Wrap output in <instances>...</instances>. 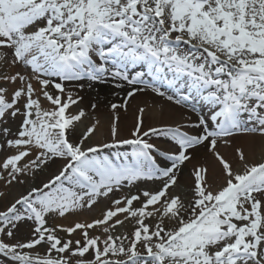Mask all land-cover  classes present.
I'll return each instance as SVG.
<instances>
[{
    "label": "snow or ice",
    "instance_id": "obj_1",
    "mask_svg": "<svg viewBox=\"0 0 264 264\" xmlns=\"http://www.w3.org/2000/svg\"><path fill=\"white\" fill-rule=\"evenodd\" d=\"M0 61L31 69V75H0L3 84L20 85L11 92L0 86V152L12 150L0 160V181L23 184L21 176L64 161L46 182L0 211V264H264V162L249 164L237 147L242 170L234 171L217 150L237 134L264 137V0H0ZM137 64L147 66L148 79L143 71L129 77L127 67ZM110 78L143 85L129 98L150 89L195 111L198 97L212 108L215 127L200 116L143 130L139 118L132 138L122 139L117 110L126 108V99L110 106L111 143L86 146L98 120L73 142L70 133L85 111H69L82 97L65 82L83 88L84 80ZM165 83L171 94L161 90ZM41 96L50 109L42 107ZM17 118L15 133L3 126ZM150 134L170 137L173 147L161 150L145 139ZM205 144L226 179L213 187L208 169L198 166L191 195L174 193L181 167ZM117 145L133 146L130 162L99 155ZM155 153L168 163H158ZM141 180L161 186L111 199L90 222L48 226L50 214L92 209ZM25 220L35 224L31 238L6 242ZM129 222L132 231H118Z\"/></svg>",
    "mask_w": 264,
    "mask_h": 264
},
{
    "label": "bare ground",
    "instance_id": "obj_2",
    "mask_svg": "<svg viewBox=\"0 0 264 264\" xmlns=\"http://www.w3.org/2000/svg\"><path fill=\"white\" fill-rule=\"evenodd\" d=\"M9 57L10 60V51ZM141 66L142 71L145 72V78L147 76L148 68L146 65H129L127 67V72L130 67ZM15 72H21L28 75H31V72H28L22 68V64H17L15 66L10 63H5L0 61V75L5 73L14 74ZM169 79H171V73H167ZM131 78V77H130ZM59 82V80H57ZM34 86L39 88V85L34 81ZM83 88L75 86V82H65V87L67 90L73 91L76 96L82 97V100L78 102L77 105L72 106L69 111L75 114L79 109H84L85 116L78 122L75 123L74 129L70 133V139L73 142H76L80 139L82 134L87 130L89 126L95 123L97 120L99 124L91 136V139L86 141V146L92 144H104L111 143V134L110 127L113 121V112L111 109V104H123L127 99L128 104L126 108L121 107L117 110L119 120L117 121L119 128V138L127 139L132 138V131L139 118H142L143 121V130H147L149 127H160L162 125H174L178 122H197L200 116H203L206 120H209L210 127L214 128L215 124L210 121V113L212 108L198 97L192 101V105L195 108V111L189 110L187 108H180L179 106L173 105L171 102L167 101L164 97H160L157 94L153 93L150 89L144 92H138L133 97H127V93L131 91L134 87H143V85H129L123 80H114L109 79L107 82H85L82 81ZM117 85H120L119 87ZM0 86H7L11 92L12 89L19 87V83L13 84H3L0 82ZM161 90L167 89V84H161ZM49 91L55 93L53 88H49ZM169 94L171 90L167 89ZM41 105L44 108H51V105L47 100L42 96ZM95 104L96 107L93 109L92 105ZM143 107L144 113H139V109ZM185 119L182 121L181 117ZM246 119V116H245ZM20 118H17L15 121L9 120L7 124L3 126L10 127L12 132L15 133L19 124ZM252 122H249L251 126ZM185 131H190L195 134L198 130H192L185 128ZM8 138H14V136H9ZM149 142L156 144L161 150H166L170 147H173V142L170 137L164 135H149L145 137ZM231 145H224L218 143L217 150L224 155L229 161L233 164V170H242V163L239 161L238 156L235 152L237 147H242L245 151L247 162L258 163L264 162V137L253 134H237L231 138ZM5 137L0 134V143H4ZM128 148H133L132 145H117L110 148L100 149L99 155L104 156V154H110L113 151H120L126 153ZM12 150L8 152H0V160L4 159L7 155L11 154ZM157 162L168 163L164 160L163 157H160L158 153ZM111 157L115 159H111ZM124 157L122 159H118ZM31 158V157H30ZM116 163H122L126 160L130 162L132 160V153L126 155L110 156L108 157ZM64 161L57 158L47 165L43 171H37L34 176H21L20 179L26 180L25 183H13L12 185H6L3 181H0V192L5 193L3 197H0V211L6 209L11 203L18 199L21 195H24L31 189L33 186H40L43 182H46L52 174H55L59 168L62 167ZM163 166V163L162 165ZM206 167L208 169L207 179L213 187H217L223 183L226 177L222 173V167L219 162L216 160L215 156L211 151H209L207 145L198 146L192 150V159L181 167V170L178 172V185L172 189L174 193H179L182 197L190 196L191 189L194 186V177L192 176V170L195 167ZM161 186L160 181H137L134 185L125 186L122 191H115L113 194H110L109 198H100L97 204L92 209H82L71 215H66L65 217H60L57 214H50L46 217L48 226H55L58 224L61 225H71L74 222H90L92 219L99 218L101 213L111 206V199L119 198L122 195H129L136 193L138 190H157ZM139 206V205H137ZM19 207V206H18ZM149 223L153 221L149 220ZM35 224L33 221L25 220L20 222L17 225V228L14 230V237L16 241H26L31 238V232L34 229ZM132 231V222L126 224L125 228H120L118 231ZM91 234H98L96 230H91ZM61 236H65V233H60ZM78 238V236H74ZM46 245L40 246L39 251L41 254L44 253Z\"/></svg>",
    "mask_w": 264,
    "mask_h": 264
},
{
    "label": "rangeland",
    "instance_id": "obj_3",
    "mask_svg": "<svg viewBox=\"0 0 264 264\" xmlns=\"http://www.w3.org/2000/svg\"><path fill=\"white\" fill-rule=\"evenodd\" d=\"M22 68L24 70L28 71V72H31V69L30 68H26L23 64H22ZM140 69H141V66H137V67L134 68V70L128 71L127 73L129 74V77H131V76L135 75L136 72L140 71ZM84 81L85 82H90V81H87V80H84ZM162 90H165V89L162 88ZM120 151H116V152L113 151L110 154H104V156L109 157V156H115V155H118V154H124L123 152H120ZM126 151H127L126 153H132L133 148H128ZM4 239L6 240V242H9V243H15L16 242V239H15L14 236L12 238H8V237L5 236Z\"/></svg>",
    "mask_w": 264,
    "mask_h": 264
}]
</instances>
